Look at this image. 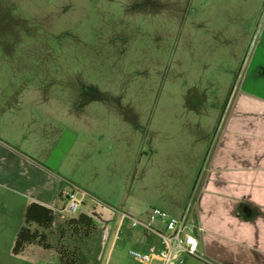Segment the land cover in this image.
Masks as SVG:
<instances>
[{
    "label": "rangeland",
    "instance_id": "1",
    "mask_svg": "<svg viewBox=\"0 0 264 264\" xmlns=\"http://www.w3.org/2000/svg\"><path fill=\"white\" fill-rule=\"evenodd\" d=\"M263 28L264 0H0L2 171H24L12 153L37 167L28 178L60 175L94 196L62 219L61 200L39 229L50 247L8 264H58L59 252L143 264L128 251L157 240L129 219L118 228L119 213L179 216L191 203ZM100 207L89 235L66 225ZM198 256L176 264H208Z\"/></svg>",
    "mask_w": 264,
    "mask_h": 264
},
{
    "label": "crops",
    "instance_id": "2",
    "mask_svg": "<svg viewBox=\"0 0 264 264\" xmlns=\"http://www.w3.org/2000/svg\"><path fill=\"white\" fill-rule=\"evenodd\" d=\"M239 76L234 95L225 101L217 119L204 173L188 211L198 238V258L208 264H264V28ZM11 158L13 168L24 171L11 176L0 166V264L22 256L12 254L11 247L29 202L52 209L55 218L64 200L65 213L59 217H70L65 215L67 201L62 193L67 179L47 172L28 178L37 167L24 157L11 153ZM100 209L79 213H94L95 223Z\"/></svg>",
    "mask_w": 264,
    "mask_h": 264
},
{
    "label": "built area",
    "instance_id": "3",
    "mask_svg": "<svg viewBox=\"0 0 264 264\" xmlns=\"http://www.w3.org/2000/svg\"><path fill=\"white\" fill-rule=\"evenodd\" d=\"M62 193L67 201V212H74L83 205L85 191L70 184ZM190 205L179 216H172L158 207H151L144 220L120 213L118 228L122 221L129 219L131 227L140 226L143 232L152 234L157 240V244L149 245L144 251L130 249L129 254L143 264H176L182 263L186 256H197L198 238L188 215Z\"/></svg>",
    "mask_w": 264,
    "mask_h": 264
},
{
    "label": "trees",
    "instance_id": "4",
    "mask_svg": "<svg viewBox=\"0 0 264 264\" xmlns=\"http://www.w3.org/2000/svg\"><path fill=\"white\" fill-rule=\"evenodd\" d=\"M94 213L87 215L79 213L76 217L66 220V225L74 233H83L89 235L95 228L93 217ZM54 221V212L52 209L37 202H29L24 210L23 223L19 227L11 247L13 254H20L27 245L36 243L43 248H49L46 242V235L39 229H51ZM62 235V234H61ZM58 264H82L73 255H66L59 252Z\"/></svg>",
    "mask_w": 264,
    "mask_h": 264
}]
</instances>
